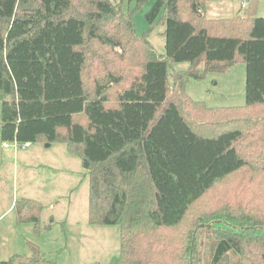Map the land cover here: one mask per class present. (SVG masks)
<instances>
[{
  "label": "trees",
  "instance_id": "16d2710c",
  "mask_svg": "<svg viewBox=\"0 0 264 264\" xmlns=\"http://www.w3.org/2000/svg\"><path fill=\"white\" fill-rule=\"evenodd\" d=\"M124 1L0 0V141L63 143L81 160L88 223L120 228L119 253L108 264H264V190L256 204L215 209L193 232L176 230L239 170L249 168L250 180L264 185V17L253 5L207 18L206 0H153L145 19L153 25L162 12L161 55L137 35ZM92 43L120 62L129 46L134 71L106 69L88 91ZM239 60L243 108L213 111L188 97L186 81L201 76L200 64L205 73ZM182 62L187 69L168 71ZM114 85L121 87L111 104L106 93ZM14 207L17 222L38 233L41 202L24 197ZM26 245L31 256L15 253L0 264H44L38 245Z\"/></svg>",
  "mask_w": 264,
  "mask_h": 264
},
{
  "label": "rangeland",
  "instance_id": "374dc122",
  "mask_svg": "<svg viewBox=\"0 0 264 264\" xmlns=\"http://www.w3.org/2000/svg\"><path fill=\"white\" fill-rule=\"evenodd\" d=\"M152 2L147 0L136 8V0H125L121 7L124 12L132 13L137 35H144L155 51L163 55L165 24L161 20L162 12L153 25L145 19ZM241 3L245 7L241 8ZM252 5L254 15L264 17V0H206L204 11L207 18H228L250 11ZM106 51L107 48L99 43L87 45L84 77L88 91L92 90L95 78L100 80L106 69L122 68L123 74L134 71L129 46L123 50L128 61L124 58L120 62L118 56L114 60ZM187 68V62L172 63L168 71ZM198 69L201 76L191 77L185 84V92L192 101L201 102L213 111L243 108L244 62L239 60L220 71L204 73L203 64ZM118 87L121 85L111 86L106 93L111 104L115 103ZM170 92L173 96V91ZM260 108L264 117V106ZM244 142L247 144L245 151H249L248 141ZM251 175L249 168H243L218 181L192 206L187 228L176 230L193 232L199 217L209 215L215 209L235 210L243 208L248 201L258 203L263 197L264 185L262 181L250 180ZM254 175L261 177V173ZM24 197L42 204L38 233L34 232L32 223L17 222L14 204ZM87 217L88 176L81 160L70 154L63 143H52L48 148V143L37 142L22 149L3 147L0 141V261L15 253L31 256L26 245V241H31L38 245L44 264H108L119 253L120 228L90 224Z\"/></svg>",
  "mask_w": 264,
  "mask_h": 264
},
{
  "label": "built area",
  "instance_id": "2783aa9c",
  "mask_svg": "<svg viewBox=\"0 0 264 264\" xmlns=\"http://www.w3.org/2000/svg\"><path fill=\"white\" fill-rule=\"evenodd\" d=\"M31 144L29 142H25L21 145H18L16 142H13V143H3V146L4 147H7V146H13L14 148H22V149H25L27 147H29Z\"/></svg>",
  "mask_w": 264,
  "mask_h": 264
},
{
  "label": "crops",
  "instance_id": "0c3cea01",
  "mask_svg": "<svg viewBox=\"0 0 264 264\" xmlns=\"http://www.w3.org/2000/svg\"><path fill=\"white\" fill-rule=\"evenodd\" d=\"M242 7H244V3H241V8ZM204 13H205V11H204ZM4 147V146H3ZM51 147V144H48V148H50ZM28 148V147H27Z\"/></svg>",
  "mask_w": 264,
  "mask_h": 264
},
{
  "label": "water",
  "instance_id": "95a60500",
  "mask_svg": "<svg viewBox=\"0 0 264 264\" xmlns=\"http://www.w3.org/2000/svg\"><path fill=\"white\" fill-rule=\"evenodd\" d=\"M191 261V260H190Z\"/></svg>",
  "mask_w": 264,
  "mask_h": 264
}]
</instances>
